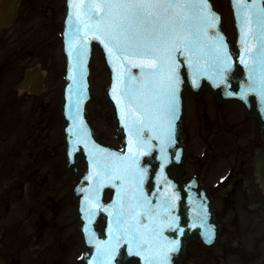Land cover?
<instances>
[{"label": "snow or ice", "instance_id": "1", "mask_svg": "<svg viewBox=\"0 0 264 264\" xmlns=\"http://www.w3.org/2000/svg\"><path fill=\"white\" fill-rule=\"evenodd\" d=\"M71 7L72 15L79 19L75 27L77 36L81 32V39L89 33L96 39L103 36L104 46L115 53L116 59L128 61L131 67L141 70L138 78L129 72L121 90L134 117L131 125L125 126L140 138L146 127L152 131L150 125L157 122L170 139L179 107L181 63L177 54L185 57L184 63L192 68L195 84L196 73L203 70L200 62L207 58L201 33L206 34L205 26H214L216 21L214 15L204 11L209 7L208 0H71ZM239 19L245 33L242 38L245 53L249 57L254 55V64L245 65L250 69L252 83L241 95L252 91L264 97V0L259 3L243 0ZM220 39V46L214 49V60L224 72L230 59L223 51V38ZM251 41L256 43L254 50ZM86 48L84 44L77 51L79 58L86 55ZM110 168L108 164L103 165L104 172ZM137 207L140 203L135 198L127 209L123 204L119 206L114 218L115 244L97 242L100 264H111L121 241L129 246L130 255L141 256L145 264H167V252L175 251L178 241L160 244V230L142 224L141 213L135 211ZM143 215L147 217L149 213L146 211Z\"/></svg>", "mask_w": 264, "mask_h": 264}, {"label": "water", "instance_id": "2", "mask_svg": "<svg viewBox=\"0 0 264 264\" xmlns=\"http://www.w3.org/2000/svg\"><path fill=\"white\" fill-rule=\"evenodd\" d=\"M18 0H4V16L2 17V21L0 22V25H9L12 21V18L15 13V6ZM259 3L260 0H257ZM209 3V12L210 16H215V27L216 30L210 31L209 37H217L220 36V38H223V44H226L228 47V51L230 53V62L233 63L235 67H241L244 71V78L242 80H238L233 78L230 79V83H219L217 79L212 76H204L202 74H199L198 72L195 75L196 82L198 84L196 87H193V71L184 63L185 57L180 56L177 54V59L180 61L181 66L179 69V75L181 77L180 86H182L181 90L179 91V94L182 99V103L179 105V114L180 119L179 121H176L175 123V131H174V137L175 140H177V145L172 150V154L170 156V159L174 161V156L176 155V152L178 151V156L181 159L180 162H177L178 165H174L175 167H178L181 170L184 168L185 163V155H186V144H185V134H184V124H183V118H184V108H185V102H184V94L183 89L185 87H189V89L195 94V95H201L205 88H209L212 92H214L220 100H238L242 101L241 103L244 105L246 110L250 115L255 116H262L264 115V97L257 94L256 92H248L246 95H241L244 89L248 88V86L252 83V80L250 79L249 72L250 69L246 67L245 65H253L254 64V55L249 57L245 53V45L242 43V38H244L245 33L242 31L240 33L237 32V52H234L232 50V46L230 44V41L226 35V32L223 27V14L218 11L216 7L215 0H208ZM243 3V0H232V4L235 7V10L238 12L236 15L239 19L240 15V4ZM66 8H67V17H66V23H65V36H64V43H65V53L69 59L72 60V55H69V52H75V55L77 54V48L80 50L81 46L85 44L88 40V54L89 59H91V55L93 53V46L98 43L99 39H96L93 34L90 35V38H84L81 39L83 36V32H81L80 36H77L75 34V27L79 23V19L76 16L72 15V7H71V0H66ZM221 20V23H220ZM217 22L219 24L217 25ZM239 25H241L239 20ZM254 27V26H253ZM96 35H99L98 33ZM104 39L103 36H101V39ZM218 39V42L221 43V39ZM256 47L255 41H251V48L254 50ZM74 55V56H75ZM83 63V61H81ZM203 65H205V61H201ZM81 65L80 63L77 64L75 61H70L68 64V69H72L73 73L71 75L68 74L66 77V89L64 93V99L62 101V115L65 120L64 123V129L71 127L72 128V134H70V137H75L76 134H78V137L81 139V143H78L76 145H72L74 140L71 142V138H67V134L65 133V140L67 145V155L69 156V169L72 172V175L74 177L78 174V162L82 158L84 161L86 159L89 160V158L95 162H97L96 169L100 166V164L103 163L102 160L107 159L110 160L109 157L110 154L115 152V156L118 153L116 150H112L111 148L107 147L103 142H101L97 136L95 135V132L93 130L91 120L88 114L87 110V104L93 99V85L92 80L90 78V74L92 72V64L89 63V60L86 63L84 71H82V79L77 74V66ZM210 67H214L215 69L219 66L216 65V63H212ZM130 72L133 77H139L140 72L135 71L138 68L130 67ZM86 72V81L84 80ZM254 74V73H253ZM71 77V78H70ZM213 80H215L218 84L221 85H214ZM86 82V86L84 85ZM114 82V75H111V85L107 88L105 95L109 99L110 95L112 94L111 91L113 89V83ZM248 102V104L251 105V108H249L245 102ZM67 107L71 110V115L65 111L68 110ZM113 110V116L115 123L118 128L119 122L118 117L116 115V111L114 107H112ZM120 131L122 133V139L123 143L125 144V136H124V130L120 128ZM78 151V152H77ZM80 151V152H79ZM113 151V152H112ZM79 153V154H78ZM81 153V154H80ZM75 154L76 157H75ZM73 155V157H72ZM119 157V155L117 156ZM76 160V163L73 164V160ZM154 161L151 160H145V167L148 169L150 167V163L154 164L157 160V156H154ZM150 162V163H148ZM72 163V165H71ZM148 163V164H147ZM172 169L173 167L170 166L168 168L169 176H172ZM89 170V169H88ZM90 172V171H89ZM89 174V173H87ZM87 176V175H86ZM85 178V177H84ZM83 178V179H84ZM82 179V180H83ZM191 188L196 189L195 186H192ZM198 192V200H197V210L200 213V216L195 219L194 222H188L187 215L184 217V221L182 222L183 225H185L184 234L180 236V247L179 252L174 253L171 257L172 264H181V262L186 257V249L188 246L189 241L191 240H198L202 244H205L207 247H213L216 242L219 239L220 235V226L219 223L216 220L215 217V205L213 202L212 197L209 195V192L205 186H203L201 183L199 185V189H197ZM120 191L116 192V195L119 196ZM186 194L183 195L184 200H186ZM77 201H79V198H76ZM104 206H112L110 203L104 204ZM116 209H119V207H116ZM187 212V210H186ZM184 216V211L181 212V216ZM94 226L95 230H98V226L96 223L91 224ZM98 233V232H97ZM99 234V233H98ZM100 235V236H99ZM96 236V239H94V243L97 245V242H107L105 240L106 233H100ZM176 235V233L174 234ZM210 237V238H209ZM84 240V239H83ZM123 243V241H121ZM182 242V243H181ZM209 242V243H207ZM207 243V244H206ZM87 245L89 248H93L91 246V243L88 241ZM120 248V247H119ZM118 248V249H119ZM123 248L122 253L118 252L114 257V260H116L117 264H131L135 259L130 258L126 255L125 249ZM88 259V254L86 255V260ZM138 262V261H137Z\"/></svg>", "mask_w": 264, "mask_h": 264}, {"label": "rangeland", "instance_id": "3", "mask_svg": "<svg viewBox=\"0 0 264 264\" xmlns=\"http://www.w3.org/2000/svg\"><path fill=\"white\" fill-rule=\"evenodd\" d=\"M222 8L224 9V11L226 12V16H227V20H226V24H227V28L229 29L230 33L233 35V30H232V20H231V15L227 6V0H219ZM30 4L31 6L29 7L28 11L26 12L25 10V5ZM25 5H24V9L22 10V22H21V28L23 27L22 31L23 33V39L24 41L27 43V41L25 40V30H27L28 32H30V34L26 35L27 40H29V43L31 41V34L35 31L41 30V33L39 36V39H33L31 44L34 46L36 41H40L44 43V40H46V42L49 43V38H51V51L53 53V55L51 56V58H49L48 60H46V58L41 59V61L46 62V68L52 72V75L50 73L49 75V79H48V87L46 90V93L43 95L44 99L48 100L51 102V106H54L55 101L57 102L59 99V89L61 87V83H60V72L62 71L61 67L63 66V57L60 54L61 50H60V39L58 36V33L61 29V20H62V5H63V0H26L25 1ZM49 9V10H48ZM47 11H48V15H47ZM54 17V20H53ZM47 20L49 22L53 23L52 25H47ZM15 32V30H14ZM53 35V37H49V35ZM11 32L8 34L10 35L8 38H6V40H9L11 37ZM44 34H45V38H44ZM22 35V34H21ZM55 36V39H54ZM22 37V36H21ZM55 66V67H53ZM94 83H95V97L94 100L92 101V103L90 104L89 108H90V113L95 125V128L97 130V132L103 136V138H105L106 140H108L109 142L113 143V144H118V137L117 134L115 132V129L112 126V123L110 121V116H109V111L108 106L105 103L104 100V96H103V91H104V87L106 86L107 82H108V73L104 67L103 61L101 56L99 55V53H96L95 55V59H94ZM13 83V81H11V84ZM13 86V85H12ZM11 86V87H12ZM192 104V101H191ZM234 107V106H233ZM190 117H191V113L190 116L188 118V131L191 133L192 137H190V141H191V148L192 151H198L201 148L200 145V139L197 135V131H192L191 127H190ZM57 122V121H56ZM55 128V126H54ZM59 127H56V132H58ZM59 151V153H61L60 147L57 149ZM62 154V153H61ZM59 159V158H57ZM56 160V159H55ZM48 171V168H43L42 169V173L43 175L46 174V172ZM209 171H212L211 168H209ZM52 184V181L50 183V185ZM54 185H57L59 187L58 193L63 192V185L62 182H57V183H53L52 188L54 187ZM58 189V188H57ZM56 189V190H57ZM239 198V200L241 202H245L249 207L250 206V202H246L244 195L243 194H239L237 196ZM21 205V204H20ZM70 205V204H68ZM236 205V204H234ZM23 205H21L22 207ZM15 207H17V211L19 210V205L15 204ZM239 207V211L242 212V216L243 218H249L251 219V221L249 222V227L251 228L254 226L253 230H256L257 228H262L261 226L264 224V216H257L256 214H264V210L261 211V209L255 210V211H250L248 212L246 210V208L244 206H242V204H240ZM262 207L264 208V203L262 204ZM15 210V213H16ZM235 210V208H234ZM65 219L64 221L67 219V223L70 222V207H68V209H66L65 211ZM2 223V222H1ZM1 224H0V229H1ZM76 232V228L73 225H70L68 230H67V234L71 235L75 240L74 242L71 243L70 245V250L72 247L76 246L75 250H73V252L70 251L69 256L66 258V263L67 264H71L72 259L74 257V255L80 251L81 247L79 244V239L75 234ZM243 234H246V232H242ZM247 239H253V234L252 231L249 232L246 235ZM226 239H229V235H227ZM234 260L236 261V263H234ZM229 261L231 264H237L238 262V258L237 256H232L229 258ZM204 264V262H203ZM214 264V263H213Z\"/></svg>", "mask_w": 264, "mask_h": 264}, {"label": "flooded vegetation", "instance_id": "4", "mask_svg": "<svg viewBox=\"0 0 264 264\" xmlns=\"http://www.w3.org/2000/svg\"><path fill=\"white\" fill-rule=\"evenodd\" d=\"M218 109L220 110V112H216L214 116L210 117V119L199 121L196 129L202 133L200 137L203 142L200 145H209L212 153L216 155L215 151L212 150L213 141L216 136H218L223 130L226 129L232 133H237L239 135L238 142L240 141V153L238 159L236 160H227L226 163H222L221 160L217 161L219 168L218 175L211 177V180L216 182H210L208 185L210 186L213 194L217 197L223 191H228V194L225 195L228 198H232L237 193H244L250 198L251 205L253 207L256 208L258 206H261L262 203L258 200L262 192L259 186L256 184L257 178L254 174V162L256 154L259 150L264 149V141L262 138L260 127L256 121L250 120L248 118L242 119L240 123L233 122L231 120V112L227 111L225 108ZM238 127L241 129V131L237 132L236 128ZM236 153L237 151L236 149H234L230 156L226 157L224 155H220V157H223L224 159H232ZM226 172L230 173L228 177L230 179L225 180V183L223 185H217V183L220 182L222 174ZM243 226L247 232H256L261 230L264 231V224L261 226L262 228H257L256 230H253L255 224L253 225V227L248 228L249 222H246ZM263 237L264 232L262 233V238ZM253 241L256 240L249 239L245 242Z\"/></svg>", "mask_w": 264, "mask_h": 264}]
</instances>
